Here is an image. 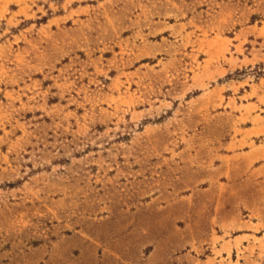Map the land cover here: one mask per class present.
I'll return each mask as SVG.
<instances>
[{
    "label": "rangeland",
    "instance_id": "374dc122",
    "mask_svg": "<svg viewBox=\"0 0 264 264\" xmlns=\"http://www.w3.org/2000/svg\"><path fill=\"white\" fill-rule=\"evenodd\" d=\"M0 264H264V0H0Z\"/></svg>",
    "mask_w": 264,
    "mask_h": 264
}]
</instances>
